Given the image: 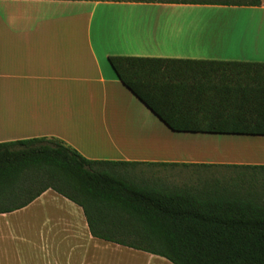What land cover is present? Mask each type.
I'll use <instances>...</instances> for the list:
<instances>
[{
	"label": "crops",
	"instance_id": "1",
	"mask_svg": "<svg viewBox=\"0 0 264 264\" xmlns=\"http://www.w3.org/2000/svg\"><path fill=\"white\" fill-rule=\"evenodd\" d=\"M113 56L264 62V0L259 7L0 0V143L56 138L88 160L145 168L264 165L188 151L164 156L157 143L200 134L208 144L213 137L205 136L227 134L172 131L119 80L109 62ZM93 259L173 264L93 237L82 208L53 190L21 210L0 214V264Z\"/></svg>",
	"mask_w": 264,
	"mask_h": 264
},
{
	"label": "trees",
	"instance_id": "2",
	"mask_svg": "<svg viewBox=\"0 0 264 264\" xmlns=\"http://www.w3.org/2000/svg\"><path fill=\"white\" fill-rule=\"evenodd\" d=\"M109 62L119 80L172 131L264 136V62L120 56ZM177 166L190 168L171 165ZM138 167L88 160L56 138L0 143V214L21 210L53 190L81 207L92 236L106 242L173 264H264V181L241 177L245 170L264 172V165H201L235 174L176 186L138 176L132 171Z\"/></svg>",
	"mask_w": 264,
	"mask_h": 264
},
{
	"label": "rangeland",
	"instance_id": "3",
	"mask_svg": "<svg viewBox=\"0 0 264 264\" xmlns=\"http://www.w3.org/2000/svg\"><path fill=\"white\" fill-rule=\"evenodd\" d=\"M193 140L179 142H162L157 143L156 147L163 148L164 156H168L172 150L176 155L184 156L186 151L193 153V156L207 157L208 159L242 161L244 163L264 164V137L252 136H230V135H212V142L205 144L202 142L203 135H193ZM192 137V136H191ZM241 139L240 141H237ZM247 140V141H245ZM235 141V142H234ZM252 141V142H249ZM202 142V143H201ZM158 151V149H157ZM138 176L155 179L168 185H186L197 184L199 180L206 177H230L235 173L232 169L227 168H198V167H138L134 170ZM244 171V170H243ZM254 176V177H253ZM264 172L257 173L245 170L241 177L253 178L260 184L264 181ZM263 180L260 181L259 179ZM110 245V244H109ZM111 256H108L110 258ZM114 258V256H112ZM99 258H97L98 260ZM98 262V261H97ZM78 264V263H77ZM92 264H96L93 259Z\"/></svg>",
	"mask_w": 264,
	"mask_h": 264
}]
</instances>
